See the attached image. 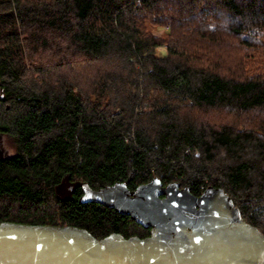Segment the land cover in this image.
I'll list each match as a JSON object with an SVG mask.
<instances>
[{
    "label": "trees",
    "instance_id": "1",
    "mask_svg": "<svg viewBox=\"0 0 264 264\" xmlns=\"http://www.w3.org/2000/svg\"><path fill=\"white\" fill-rule=\"evenodd\" d=\"M0 135V223L145 238L57 188L158 178L264 234V0H0Z\"/></svg>",
    "mask_w": 264,
    "mask_h": 264
},
{
    "label": "water",
    "instance_id": "2",
    "mask_svg": "<svg viewBox=\"0 0 264 264\" xmlns=\"http://www.w3.org/2000/svg\"><path fill=\"white\" fill-rule=\"evenodd\" d=\"M129 216L145 238L96 239L72 226L0 223V264H264V234L246 223L221 188L200 196L158 178L130 191L125 183L92 189L68 178L57 191Z\"/></svg>",
    "mask_w": 264,
    "mask_h": 264
},
{
    "label": "rangeland",
    "instance_id": "3",
    "mask_svg": "<svg viewBox=\"0 0 264 264\" xmlns=\"http://www.w3.org/2000/svg\"><path fill=\"white\" fill-rule=\"evenodd\" d=\"M153 30V34L155 36H160L163 32L162 29H155V28H151ZM163 51V49H161V52ZM14 147L11 143V140L0 135V158H4V157H9L11 155H13L14 153ZM61 196H64L65 194L60 193Z\"/></svg>",
    "mask_w": 264,
    "mask_h": 264
}]
</instances>
